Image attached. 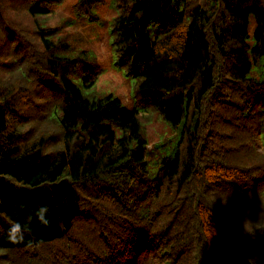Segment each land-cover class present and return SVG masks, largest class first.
<instances>
[{
	"label": "trees",
	"instance_id": "16d2710c",
	"mask_svg": "<svg viewBox=\"0 0 264 264\" xmlns=\"http://www.w3.org/2000/svg\"><path fill=\"white\" fill-rule=\"evenodd\" d=\"M74 1L98 19L103 0ZM63 2L0 0V264H264V0H114L135 109L42 27ZM143 112L173 153L153 154Z\"/></svg>",
	"mask_w": 264,
	"mask_h": 264
},
{
	"label": "rangeland",
	"instance_id": "374dc122",
	"mask_svg": "<svg viewBox=\"0 0 264 264\" xmlns=\"http://www.w3.org/2000/svg\"><path fill=\"white\" fill-rule=\"evenodd\" d=\"M73 2L75 1L64 0L63 4L57 7L51 15L41 18L40 24L45 29H57L65 36V41L73 45L74 49L88 51L87 61L100 70L93 91L99 94H112L120 99L125 107L137 108L138 103L133 93L134 82L117 65L113 52L109 24L116 16L114 0H103L102 5L95 8L94 14L98 19L93 21H89L86 17L76 16L72 12ZM5 78L8 80L6 75ZM73 79L77 84H81L80 77L74 76ZM16 80L17 76H14L9 79V82ZM30 93L31 99L36 104H42L33 89H30ZM143 115L150 118L143 124V131L150 145H154L153 154L173 153L178 140L176 131H173L156 114L150 117L148 112H143ZM163 142H166L165 147H163Z\"/></svg>",
	"mask_w": 264,
	"mask_h": 264
},
{
	"label": "clouds",
	"instance_id": "9594fccd",
	"mask_svg": "<svg viewBox=\"0 0 264 264\" xmlns=\"http://www.w3.org/2000/svg\"><path fill=\"white\" fill-rule=\"evenodd\" d=\"M49 208L47 205H41L36 211H35V217L36 219L43 225H47L49 223L48 220V213ZM24 228L20 223H15L10 228L8 239L13 243L22 242L24 239L23 236Z\"/></svg>",
	"mask_w": 264,
	"mask_h": 264
}]
</instances>
